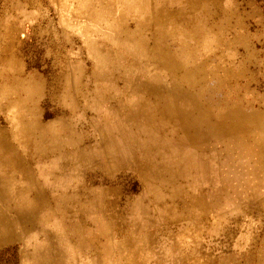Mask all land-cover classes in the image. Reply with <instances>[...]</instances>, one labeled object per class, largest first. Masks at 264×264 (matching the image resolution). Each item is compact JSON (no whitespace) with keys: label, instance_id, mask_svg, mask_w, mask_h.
<instances>
[{"label":"rangeland","instance_id":"obj_1","mask_svg":"<svg viewBox=\"0 0 264 264\" xmlns=\"http://www.w3.org/2000/svg\"><path fill=\"white\" fill-rule=\"evenodd\" d=\"M140 1L0 0V264H264V0Z\"/></svg>","mask_w":264,"mask_h":264},{"label":"crops","instance_id":"obj_2","mask_svg":"<svg viewBox=\"0 0 264 264\" xmlns=\"http://www.w3.org/2000/svg\"><path fill=\"white\" fill-rule=\"evenodd\" d=\"M220 0H212V2H215L217 4ZM192 0H189L188 5L184 7H176V8H167V7H160V6H150L149 0H141L137 4H133L129 6L128 9H125V11H128L127 14H134L136 13L137 18L136 24L141 27H145V34L150 35L151 38L153 37V28L155 27V24L153 23L155 20H158L161 22L163 30V35H168L171 32H174V35H169L172 37H176L179 35V33H182L183 30H186V27L183 26V24L180 22L183 19H189L195 24L197 27L199 25L198 22H200V18L205 16L207 14L206 12H202L201 10H196L199 11L198 14L187 17L185 16L186 12L194 13L196 11H191L190 6H191ZM218 5V4H217ZM136 7V9H135ZM138 7V9H137ZM174 16V18L172 17ZM172 19V20H170ZM158 22V23H159ZM169 24L172 25L173 28L171 30L169 29ZM183 26V27H182ZM156 28V27H155ZM184 28V29H183ZM140 30V31H138ZM207 31H210V29L204 31L203 33H206ZM140 32V34L143 32L141 29H137L136 33ZM165 32V33H164ZM178 34V35H177ZM168 36V37H169ZM148 44V43H147ZM135 46H140L139 42H135ZM148 47V45H146ZM178 66V64H177ZM180 67V65H179ZM147 83L152 85L151 81H148V78L145 80ZM118 89V91H117ZM100 93L105 94L109 98H112L110 101L112 102H106V103H111V110L107 112V119L119 126L120 128H124L125 124H130V121H125L122 122L124 119L128 120L129 118L131 119L133 117V114H137L138 112H144L143 108H139L135 104L136 100V95H138L137 90L134 92L129 91V93H124L122 89H119L115 86H109V87H103V89L99 90ZM125 97H128L127 100H122ZM170 106V105H169ZM169 106L167 105L163 108V112H169Z\"/></svg>","mask_w":264,"mask_h":264},{"label":"bare ground","instance_id":"obj_3","mask_svg":"<svg viewBox=\"0 0 264 264\" xmlns=\"http://www.w3.org/2000/svg\"><path fill=\"white\" fill-rule=\"evenodd\" d=\"M123 139V138H122ZM126 139V138H125ZM125 142V141H124ZM126 146V145H125ZM141 150V149H140ZM147 151H149V150H147ZM142 153V152H141ZM143 153H144V151H143ZM131 156V155H130ZM166 165V164H165ZM171 168V167H170ZM148 190V189H147Z\"/></svg>","mask_w":264,"mask_h":264}]
</instances>
